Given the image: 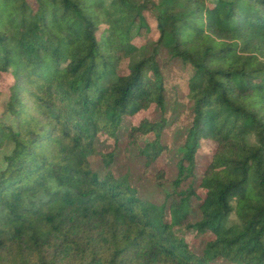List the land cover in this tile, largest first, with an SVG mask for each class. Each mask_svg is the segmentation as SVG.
<instances>
[{"label":"trees","instance_id":"obj_1","mask_svg":"<svg viewBox=\"0 0 264 264\" xmlns=\"http://www.w3.org/2000/svg\"><path fill=\"white\" fill-rule=\"evenodd\" d=\"M4 73L0 264H264V0H0Z\"/></svg>","mask_w":264,"mask_h":264},{"label":"rangeland","instance_id":"obj_2","mask_svg":"<svg viewBox=\"0 0 264 264\" xmlns=\"http://www.w3.org/2000/svg\"><path fill=\"white\" fill-rule=\"evenodd\" d=\"M147 18L148 21L150 23L151 28H154V14L153 13H148L147 14ZM146 35H148V33H144V35L141 38H138V41L143 40V37H145ZM152 37H155V32L152 31L151 34ZM130 58H126L123 59L122 62L120 63V66L118 67V72L125 74L128 70L129 64H131ZM12 81V78L10 76L9 73H4V74H0V87L3 90V93H5L9 83ZM167 90H168V96H167V101H166V105H167V110H168V115H169V119L170 120H175L172 128H171V133L170 136L168 137V143L170 145H172V147L174 148V145L177 144V141L179 139L180 136V127L184 126L187 124L188 120H187V109L189 106V102L187 100V98L185 97V92H186V86L184 83L180 82L179 80H177L174 83V86H172L171 84H167ZM5 99V94H2L0 96V113L2 111V102ZM155 109H150L146 112H143L142 114H140V116H138L135 119H139L141 118L143 115H147V114H151L153 112H155ZM100 141L102 143V145L108 149L111 150L113 148V144L112 141L109 138H106L105 136L101 135L100 136ZM126 142V139L123 135L120 136L119 140H118V145L115 148V164L120 166V167H124V166H129L133 169H135L139 162L133 159H125L123 157L122 154V149L123 146ZM170 148L169 153L173 152V148ZM212 150V147L209 148H204V153L206 154H210ZM207 158L208 156H199L198 157V162L200 164V166H204L207 162ZM169 163V162H168ZM169 165V172L167 177L169 179L174 178L175 176V172L176 169L174 166H172V164H168ZM169 183H165L164 186L159 190L158 194H157V200H162L165 193L169 190ZM196 204L197 202H195L194 204V216L197 218L198 216V211L196 209ZM183 229H178L177 232L178 233H182ZM185 236L187 238V240L189 242L192 243V245L194 247H199L201 242V238H198L193 232H185ZM205 238H203L202 241H204Z\"/></svg>","mask_w":264,"mask_h":264}]
</instances>
